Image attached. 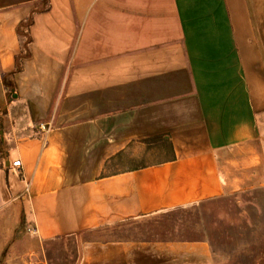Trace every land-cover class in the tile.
I'll use <instances>...</instances> for the list:
<instances>
[{
	"label": "crops",
	"instance_id": "obj_1",
	"mask_svg": "<svg viewBox=\"0 0 264 264\" xmlns=\"http://www.w3.org/2000/svg\"><path fill=\"white\" fill-rule=\"evenodd\" d=\"M39 3L0 0V211L75 264H215L205 239L89 234L264 190V0Z\"/></svg>",
	"mask_w": 264,
	"mask_h": 264
},
{
	"label": "rangeland",
	"instance_id": "obj_2",
	"mask_svg": "<svg viewBox=\"0 0 264 264\" xmlns=\"http://www.w3.org/2000/svg\"><path fill=\"white\" fill-rule=\"evenodd\" d=\"M45 6L46 0H40L37 9ZM24 28L23 52L27 42ZM10 98L8 90L7 99ZM2 112L6 114L7 110L2 108ZM22 113V110L17 112ZM147 148L163 153L168 143L155 139L149 141ZM0 214H3L0 218L10 219L9 222L0 220V247H3L0 263L15 257V264H75L77 243L74 238H55L41 243L31 236L18 209H2ZM90 234V237L205 239L211 246L215 264H264V190H252L240 196L226 193Z\"/></svg>",
	"mask_w": 264,
	"mask_h": 264
},
{
	"label": "built area",
	"instance_id": "obj_3",
	"mask_svg": "<svg viewBox=\"0 0 264 264\" xmlns=\"http://www.w3.org/2000/svg\"><path fill=\"white\" fill-rule=\"evenodd\" d=\"M38 128H39L41 131H43V132H47L48 129H49L48 125H45L44 123H40V124L38 125ZM10 164H11L12 167H20V166H21V162H20L19 159H15V160L11 161Z\"/></svg>",
	"mask_w": 264,
	"mask_h": 264
}]
</instances>
